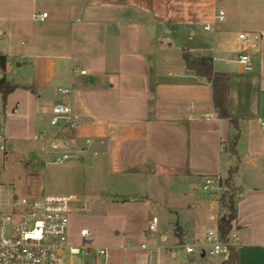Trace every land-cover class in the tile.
<instances>
[{
    "label": "crops",
    "instance_id": "crops-1",
    "mask_svg": "<svg viewBox=\"0 0 264 264\" xmlns=\"http://www.w3.org/2000/svg\"><path fill=\"white\" fill-rule=\"evenodd\" d=\"M39 1L0 0V55L6 56L0 79L18 85L16 89H34L39 96L50 93L56 103L68 104L82 119L69 132L78 151L99 156L104 150L108 157L120 158L130 173L144 172L146 166L176 171V165L162 159L169 156L164 139L174 132L184 137L192 117H205L208 131L216 132L210 143L219 154L227 139V161L222 163L219 155L215 163H208L210 168L190 167L187 172L222 176L224 171L227 174L222 177L227 178L229 170L238 165L231 179L232 186L244 193L237 199L234 222L238 264H264V143L256 138L257 122L264 127L262 67L247 72L237 58L230 57L233 52L216 40L221 22L213 31L204 30V23L221 8L217 1L42 0L40 6ZM254 6L249 26L264 40V0H254ZM42 12L48 13L47 18L37 20L35 13ZM33 24H37L36 31L31 30ZM181 37L187 38L182 46ZM184 46L194 55L238 64L235 70L214 65L216 71L230 75L229 112L238 120V130L218 116L211 82L186 67ZM260 51L258 46L255 52ZM11 57L20 72L9 77L14 66ZM236 135L234 155L230 144ZM220 207L227 212L221 203ZM222 214L208 212L217 224ZM177 227L182 230L180 237H188L180 224ZM161 237L166 238L165 234Z\"/></svg>",
    "mask_w": 264,
    "mask_h": 264
},
{
    "label": "rangeland",
    "instance_id": "rangeland-1",
    "mask_svg": "<svg viewBox=\"0 0 264 264\" xmlns=\"http://www.w3.org/2000/svg\"><path fill=\"white\" fill-rule=\"evenodd\" d=\"M216 1L226 13L224 22L218 26L220 31L216 33V40L223 42L227 51L233 52L231 58H238V36L243 31L248 32V36L261 47L260 52L253 51L251 60L253 72L262 67L264 86V40L260 37L254 39L257 32L249 26L253 20L254 0ZM43 3L41 0L38 4ZM69 26L67 30H70ZM31 30L36 31L37 24H33ZM186 40L181 37L180 46ZM10 59L13 60L12 57ZM13 63L9 77L20 72L14 60ZM214 65L220 70L238 67V64L221 60H214ZM23 67L27 69L24 63ZM55 104L56 99L50 93L43 92L39 96L34 89L18 88L9 94L7 111L4 112L5 104L0 94V131L5 134L7 149L6 153L0 154V200L3 203L7 199L18 201L23 197L35 198L47 193L76 194L88 198L89 210L70 217L69 243L80 246V231L87 228L93 234L92 246L108 247L111 252L107 258L94 251L87 256L74 255V264H124L126 261L134 264H216L225 259L227 252L216 257H202L199 249L190 255L180 252L178 257L169 253V247L178 241V233L182 231L178 224L185 229L189 240L195 237L203 241L209 230L218 228L217 219L212 220L208 216L209 210L216 211V216L225 211L218 199L203 192L201 186L206 175L187 172L190 167L204 169L209 165L210 168L212 164L208 163H215L219 155L222 163L227 161V139H223L219 154L210 143L216 132L208 131L205 117H192L194 120L188 121L184 128V137L174 132V136L164 139L165 152L169 156L162 159L176 165V171L146 166L144 172L130 173L120 158L108 157L104 150L96 156L92 151L79 152L76 149L75 157L64 163H47L50 158L46 155V143L40 137L53 133L52 115L48 109ZM15 107L17 112H13ZM211 119L214 121V117ZM261 120L264 122V116ZM257 124L256 138L264 143V127L261 122ZM226 174L222 172V176ZM229 193L227 191L226 197ZM154 199L158 201L154 203ZM2 207L6 208L5 205ZM152 214L158 217L155 231L149 230ZM233 231L237 232L235 224ZM162 234L166 238H162ZM142 243L147 249L140 248ZM124 246H130L126 254L122 249Z\"/></svg>",
    "mask_w": 264,
    "mask_h": 264
},
{
    "label": "built area",
    "instance_id": "built-area-1",
    "mask_svg": "<svg viewBox=\"0 0 264 264\" xmlns=\"http://www.w3.org/2000/svg\"><path fill=\"white\" fill-rule=\"evenodd\" d=\"M225 11L217 8L212 20L204 23L205 31H213L214 26L225 20ZM37 20H45L47 12L35 13ZM256 35L254 39H258ZM257 42L248 36V33L239 34V54L237 62L244 71L254 70L251 55L258 48ZM218 57L213 56V60ZM85 72V71H83ZM63 93L67 90L63 89ZM14 109L13 112H16ZM50 124L55 128L53 133L41 135L46 143V155L50 158L47 163H64L75 157L77 146L69 132L75 130L82 119L75 115L71 107L64 102H57L51 109ZM209 116V115H208ZM264 124V123H263ZM90 140H86L89 144ZM6 137L0 131V154L6 153ZM203 192L220 201L221 197L230 191L225 183V178L219 174L206 175L201 186ZM241 195L236 191L235 197ZM6 206L2 207V206ZM89 210V200L76 194L47 193L35 198L23 197L16 201L7 199L6 203L0 200V264H74V255L87 256L94 251L96 254L107 258L111 250L108 247H94L93 234L87 228H82L80 235L82 244L75 246L69 243L68 228L70 217L81 215ZM158 217H150L149 230L157 229ZM238 235L232 230L224 238L217 228L209 230L203 241L189 240L185 235L169 247L172 257H178L180 252L188 255L194 254L197 249L202 256L216 257L223 252L230 253V247L238 246ZM147 249L145 243L140 246ZM124 253L130 246H124ZM124 264H134L125 262Z\"/></svg>",
    "mask_w": 264,
    "mask_h": 264
},
{
    "label": "trees",
    "instance_id": "trees-1",
    "mask_svg": "<svg viewBox=\"0 0 264 264\" xmlns=\"http://www.w3.org/2000/svg\"><path fill=\"white\" fill-rule=\"evenodd\" d=\"M182 56L185 60L186 67L195 72L196 75L205 78L212 84L213 88V103L220 118L228 119L233 126L238 130V120L229 112V90H230V75L226 72L216 71L214 68V60L212 56L208 55H194L188 46L182 49ZM6 56L0 55V66L5 68ZM18 85L9 82L5 77L0 79V93L4 103L7 96L17 88ZM236 135L230 144L231 153L236 155L237 145ZM238 165L229 170V175L225 178V183L230 189L228 197L226 194L220 199L223 207L228 211L223 213L218 218V229L224 238H227L233 230L234 222L237 217L235 193L237 189L232 186V175L237 171ZM238 247H230L229 255L220 264H238Z\"/></svg>",
    "mask_w": 264,
    "mask_h": 264
}]
</instances>
